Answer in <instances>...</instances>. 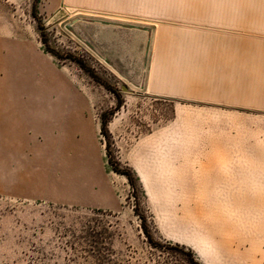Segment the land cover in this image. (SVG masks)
Instances as JSON below:
<instances>
[{
  "label": "rangeland",
  "instance_id": "obj_1",
  "mask_svg": "<svg viewBox=\"0 0 264 264\" xmlns=\"http://www.w3.org/2000/svg\"><path fill=\"white\" fill-rule=\"evenodd\" d=\"M182 1L153 0L151 13H129L0 0L9 92L16 78L18 93L37 87L42 111H63L61 90L70 102L60 118L69 123L34 139L38 158L56 164L37 166L38 177L25 165L17 181L0 179V264H193L188 250L200 264H264V111L146 89L162 39L212 20L214 9L264 15V0ZM16 52L39 65L35 85L32 69L11 68ZM106 148L132 183L112 169Z\"/></svg>",
  "mask_w": 264,
  "mask_h": 264
},
{
  "label": "crops",
  "instance_id": "obj_2",
  "mask_svg": "<svg viewBox=\"0 0 264 264\" xmlns=\"http://www.w3.org/2000/svg\"><path fill=\"white\" fill-rule=\"evenodd\" d=\"M52 5L96 6L106 10L137 12L152 9L153 0H48ZM183 5L240 6L243 0H183ZM219 14L207 15L212 20L188 22L178 29L176 38L162 39L160 50L153 55L147 69L146 89L155 94H170L182 99L218 103L252 111H264V15L249 18L242 9H214ZM223 11V12H219ZM225 12V13H224ZM11 68L32 69L33 84L39 65L24 62L23 53ZM9 56L0 53V179L17 181L22 166H27L30 177L37 166H54L52 158L39 159L40 147L34 139L41 130L47 132L58 125L68 110V94L59 91L60 106L53 110L41 109L40 95L18 93L13 78L10 93ZM15 77V76H14ZM55 92V89H51ZM56 95L57 91L55 92ZM54 93V94H55ZM60 119V120H59ZM27 137H26V135ZM28 139V141L26 140ZM26 149L30 152L26 153ZM89 176V160L85 157ZM46 165V166H45ZM40 170V169H39ZM85 172V171H84ZM94 180L95 177H89Z\"/></svg>",
  "mask_w": 264,
  "mask_h": 264
},
{
  "label": "trees",
  "instance_id": "obj_3",
  "mask_svg": "<svg viewBox=\"0 0 264 264\" xmlns=\"http://www.w3.org/2000/svg\"><path fill=\"white\" fill-rule=\"evenodd\" d=\"M41 40H42L43 44L45 45L46 49L48 51L52 52V50L48 49V45H47L46 40L43 36V33H41ZM106 122L107 121L104 119L103 114H102L100 117V133L103 134L104 136H105V132L107 130ZM106 147H107V144H106ZM106 154H107V161L111 165L112 169L114 171H118L117 167L115 166V163L110 159V154H109L107 148H106ZM118 172L123 173L126 176L127 180L130 183H132V176H131V173L128 169H125L123 171H118ZM139 218H140V223H141V228H142L143 233L145 234V236L147 237L148 240H151L150 239L151 237H150V235H149V233L145 227V218L143 216H139ZM187 254L189 255V258L193 264H200L193 258L192 254L189 250H188Z\"/></svg>",
  "mask_w": 264,
  "mask_h": 264
},
{
  "label": "bare ground",
  "instance_id": "obj_4",
  "mask_svg": "<svg viewBox=\"0 0 264 264\" xmlns=\"http://www.w3.org/2000/svg\"><path fill=\"white\" fill-rule=\"evenodd\" d=\"M95 175V173H93Z\"/></svg>",
  "mask_w": 264,
  "mask_h": 264
}]
</instances>
